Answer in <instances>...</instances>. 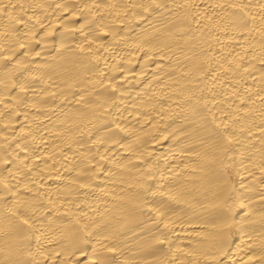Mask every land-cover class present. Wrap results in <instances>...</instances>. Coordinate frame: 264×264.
I'll list each match as a JSON object with an SVG mask.
<instances>
[{
  "label": "bare ground",
  "instance_id": "obj_1",
  "mask_svg": "<svg viewBox=\"0 0 264 264\" xmlns=\"http://www.w3.org/2000/svg\"><path fill=\"white\" fill-rule=\"evenodd\" d=\"M0 264H264V0H0Z\"/></svg>",
  "mask_w": 264,
  "mask_h": 264
}]
</instances>
